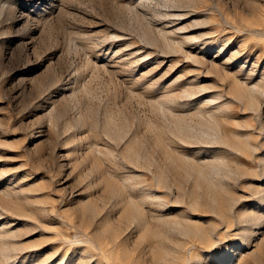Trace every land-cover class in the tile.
Here are the masks:
<instances>
[{
	"label": "rangeland",
	"instance_id": "obj_1",
	"mask_svg": "<svg viewBox=\"0 0 264 264\" xmlns=\"http://www.w3.org/2000/svg\"><path fill=\"white\" fill-rule=\"evenodd\" d=\"M0 264H264V0H0Z\"/></svg>",
	"mask_w": 264,
	"mask_h": 264
}]
</instances>
